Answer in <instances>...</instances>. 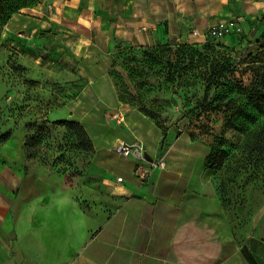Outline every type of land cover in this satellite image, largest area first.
I'll list each match as a JSON object with an SVG mask.
<instances>
[{
    "label": "crops",
    "instance_id": "0c3cea01",
    "mask_svg": "<svg viewBox=\"0 0 264 264\" xmlns=\"http://www.w3.org/2000/svg\"><path fill=\"white\" fill-rule=\"evenodd\" d=\"M261 18L264 0H40L13 17L9 35L23 27L24 41L39 43L47 31L56 33L60 50L75 59L81 87L66 106L68 117L87 132L104 130H92L91 139L113 181L95 205L79 201L81 191L59 177L0 167V264H264V233L238 240L206 172L186 169V145H177L186 141L182 135L160 155L161 129L137 112L127 137L142 143L135 128L149 121L144 133L155 132L159 150L156 158L145 153L154 168L115 152L126 142L108 144L104 118L116 106L109 71L118 49L197 42L213 26L246 28ZM169 151L177 153L165 159ZM115 160L128 163L126 175H112Z\"/></svg>",
    "mask_w": 264,
    "mask_h": 264
},
{
    "label": "rangeland",
    "instance_id": "374dc122",
    "mask_svg": "<svg viewBox=\"0 0 264 264\" xmlns=\"http://www.w3.org/2000/svg\"><path fill=\"white\" fill-rule=\"evenodd\" d=\"M1 1L6 7L0 16L9 18L0 19V167L22 169L32 178L38 172L49 180L59 177L66 187L81 191L79 201L85 197L99 205L113 179L106 177L109 165L101 167L97 160L91 136L104 130L84 129L92 144L88 150L72 130L52 123L70 120L66 106L81 87L74 77L75 59L60 50L56 33L47 31L39 43L24 41L23 27L8 34L9 21L40 0ZM109 77L117 107L104 112L111 124L105 131L108 144L133 143L127 128L137 112L161 129L160 155L182 135L186 141L177 145H186V169L206 172L205 181L238 240L264 233V99L251 103L238 89L264 90V18L222 38L118 49ZM120 109L124 125L111 117ZM140 122L135 130H140L144 151L156 158L157 135L144 133L148 120ZM176 153L169 151L164 158ZM209 156L214 168L207 163ZM128 171V163L114 161L112 175ZM115 205L110 201L109 212Z\"/></svg>",
    "mask_w": 264,
    "mask_h": 264
},
{
    "label": "built area",
    "instance_id": "2783aa9c",
    "mask_svg": "<svg viewBox=\"0 0 264 264\" xmlns=\"http://www.w3.org/2000/svg\"><path fill=\"white\" fill-rule=\"evenodd\" d=\"M233 28H238L233 24H219L217 26L211 27L207 32V37L212 38H222L229 30ZM195 34V32H194ZM112 119L117 124H122L125 121L124 113L120 110H116L111 114ZM117 153L125 158H133L138 161H146L145 160V151L142 146V143L139 141H134L133 143H120L116 148ZM152 167L157 166V162L150 163ZM117 182H121V178H117Z\"/></svg>",
    "mask_w": 264,
    "mask_h": 264
},
{
    "label": "trees",
    "instance_id": "16d2710c",
    "mask_svg": "<svg viewBox=\"0 0 264 264\" xmlns=\"http://www.w3.org/2000/svg\"><path fill=\"white\" fill-rule=\"evenodd\" d=\"M34 1L35 0H29L28 4H31ZM5 7L6 6L0 0V8H5ZM8 18L9 17L7 14L0 16L1 22L5 19H8ZM132 48L147 49V48H153V47H132ZM113 58H114V56H113ZM209 89H210V85H208L207 88L205 89L204 100L207 99V94L209 92ZM238 89L247 95V98H248L249 102H251V103H256L260 99H264V90H261V89L248 90V89H244V88H238ZM52 123L54 125L63 126V127H66L68 129L72 130L77 135L79 143L83 147L87 148L88 150L92 148L91 140L88 137L86 131L84 130V127L79 122L74 121V120H69V119H59V120L53 121ZM213 162H214V159L211 156H209L207 163H209V165H211V168H214Z\"/></svg>",
    "mask_w": 264,
    "mask_h": 264
},
{
    "label": "water",
    "instance_id": "95a60500",
    "mask_svg": "<svg viewBox=\"0 0 264 264\" xmlns=\"http://www.w3.org/2000/svg\"><path fill=\"white\" fill-rule=\"evenodd\" d=\"M144 157H145V160L146 161H148V162H151L152 161L151 158L147 154H145Z\"/></svg>",
    "mask_w": 264,
    "mask_h": 264
},
{
    "label": "bare ground",
    "instance_id": "6f19581e",
    "mask_svg": "<svg viewBox=\"0 0 264 264\" xmlns=\"http://www.w3.org/2000/svg\"><path fill=\"white\" fill-rule=\"evenodd\" d=\"M146 154V153H145Z\"/></svg>",
    "mask_w": 264,
    "mask_h": 264
}]
</instances>
